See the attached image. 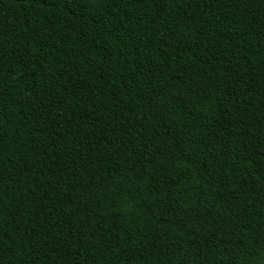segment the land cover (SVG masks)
<instances>
[{"label": "trees", "instance_id": "trees-1", "mask_svg": "<svg viewBox=\"0 0 264 264\" xmlns=\"http://www.w3.org/2000/svg\"><path fill=\"white\" fill-rule=\"evenodd\" d=\"M0 264H264V0H0Z\"/></svg>", "mask_w": 264, "mask_h": 264}]
</instances>
